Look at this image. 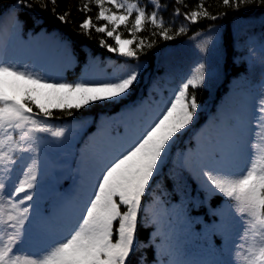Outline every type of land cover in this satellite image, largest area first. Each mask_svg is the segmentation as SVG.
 <instances>
[{
  "label": "snow or ice",
  "instance_id": "6c2138e0",
  "mask_svg": "<svg viewBox=\"0 0 264 264\" xmlns=\"http://www.w3.org/2000/svg\"><path fill=\"white\" fill-rule=\"evenodd\" d=\"M36 2L46 9L48 3L55 5L56 0ZM251 2L223 0L225 6L236 3L237 8ZM94 3L98 8L96 20L105 23L96 25L91 17H86L79 27L85 34L94 28L97 33L112 38L115 45L104 39L100 41V46L108 52L138 58L137 49H143L144 39L140 38L135 48L132 45L137 40L135 34L144 29L146 20L161 30L159 35L164 40L174 38L169 34L175 28L174 19L165 23L160 18L161 12L156 10L162 8L160 0H148L154 9L150 13L147 12L148 4L128 3L127 0H94ZM105 3L110 7H105ZM261 3L264 4V0ZM10 7L31 8L33 4L28 0H15ZM200 7L204 8L203 12L191 11L184 14L185 18L192 21L201 15L212 20L218 18L210 14L206 6ZM81 10L91 11L88 4ZM53 12L55 14V8ZM134 12L129 27V18ZM179 15L177 8L174 16ZM57 18L66 22V14ZM15 23L19 25L18 18ZM3 25L4 20L0 18V32ZM122 25L131 38L122 37L118 31ZM183 32L185 28L181 26L177 34ZM14 38L15 33L7 41L0 39V133L6 137L0 140V167L4 169V174L0 175V201L10 205V214L0 227V233L8 234V239L0 246V264H130V256L137 251L138 217L144 212V198L161 176L162 165L176 139L194 126L200 115L204 105L196 90L210 87L215 77L210 70L206 72L204 62L198 61L190 68L156 115L131 140L99 159L78 206L67 213L71 198L63 197L54 218L41 211L33 194L42 187L41 180L47 171L40 161L44 137L33 133H48L57 139L65 137L64 129L53 130L48 124L54 117L51 108L67 111L71 117V109L79 111L96 103H123L138 83L141 65L137 63L125 75L102 81L69 82L50 75L41 65H30L10 55ZM59 43L65 49L69 46L64 37L59 38ZM208 43V40L203 41L202 52L208 50ZM34 107L38 111H34ZM13 133L18 139H14ZM262 133L264 94L252 113L244 110L236 123L225 129L224 137L215 148L200 156L195 164L190 159L186 161V166L199 178L200 189L206 195H222L231 201L229 207L242 223V242L236 245V264H264V157L257 158L254 151L255 138ZM6 143L7 151L4 150ZM246 150L247 165L237 170ZM18 164L23 166L14 176V166ZM3 207L0 203V211ZM181 214L182 210L176 213L177 217ZM171 216L166 210L168 230L162 232L160 258L154 264H207L183 258L186 253L171 227ZM154 222L162 224L164 219ZM227 231L226 227V234ZM34 235L41 241L36 251L23 249L21 246L25 244L32 247ZM141 260L147 264L142 256Z\"/></svg>",
  "mask_w": 264,
  "mask_h": 264
},
{
  "label": "trees",
  "instance_id": "16d2710c",
  "mask_svg": "<svg viewBox=\"0 0 264 264\" xmlns=\"http://www.w3.org/2000/svg\"><path fill=\"white\" fill-rule=\"evenodd\" d=\"M28 2L33 7L16 9L10 7L15 0H0V18L4 20L0 38L7 41L15 33L11 43L20 44L28 64L41 65L50 75L69 82L102 81L125 75L137 63L141 65L138 83L123 103H96L79 111L71 109V117L67 111L51 108L54 117L48 120V124L53 130L64 129L65 137L57 139L49 134V139H46V133H43L40 150L48 140L60 145L63 140L69 139L75 142L73 158H76L98 130L116 137V144L108 140L103 148V151H114L131 140L156 115L190 68L198 61L205 63L206 72L210 70L215 79L210 87L196 90L199 101L204 105L200 115L195 125L176 139L165 165H162L161 176L144 198V212L138 217L137 251L129 259L130 264H143L142 256L147 264H154L160 258L162 232L168 230L167 210L172 213L171 227L179 241L186 239L200 253L214 254L222 260L224 251L215 233L216 217L213 211L223 199L219 195H206L200 189L184 168L182 157L194 149L199 129L208 118L215 116L220 101L232 83L243 82L244 91L260 89L257 85L264 79V4L261 0H252L239 8L236 3L225 6L223 0H160L162 8L156 10L161 12L160 18L165 23L174 19L175 28L169 33L174 38L164 40L159 35L161 30L146 20L144 29L135 34L137 40L132 45L135 48L140 38L144 39L143 49H137L138 58L122 57L102 48V39L111 45H115V41L97 33L94 28L87 34L81 31L79 26L86 17H91L96 25L105 23L96 20L98 8L94 0H56L55 5L48 3L46 9L36 0ZM127 2L148 4V0ZM84 4H88L91 11H82ZM201 5L218 18L212 20L203 15L196 21L185 18V13L203 12ZM105 7L110 6L105 3ZM177 8L180 15L174 16ZM111 10L116 11L114 8ZM153 10L152 5L148 4L147 12ZM65 14L66 22L57 18ZM135 14L129 18V27ZM17 18L18 26L15 23ZM181 26L185 32L177 34ZM118 31L123 38H131L123 25ZM60 37L69 42L67 49L60 45ZM205 40L209 41L208 50L202 52L200 46ZM34 111L38 109L34 107ZM2 136L6 139L4 134ZM13 136L18 139L15 133ZM22 166H14V176ZM3 174L4 169L0 167V175ZM74 174L75 171L71 170L55 183V176L45 172L42 187L33 193L41 211L55 218L57 204L64 195L71 198V209L78 206L92 177L79 173L73 178ZM5 183L7 185L8 181ZM181 210L182 214L177 217L176 213ZM161 218L164 223L154 222Z\"/></svg>",
  "mask_w": 264,
  "mask_h": 264
},
{
  "label": "rangeland",
  "instance_id": "374dc122",
  "mask_svg": "<svg viewBox=\"0 0 264 264\" xmlns=\"http://www.w3.org/2000/svg\"><path fill=\"white\" fill-rule=\"evenodd\" d=\"M17 45L11 44L9 49V54L14 55L20 61H23L24 58L19 55V52L16 51ZM260 89L258 90H248L244 91L245 84L243 82L233 83L225 95L222 103L217 109L216 122L210 123L207 122L202 130L199 131V136L196 142V147L194 150L189 151L185 154L182 162L192 176V178L199 185L200 181L196 173L186 166L187 160H192L193 164L200 158V156L211 151L215 148L221 141V138L225 135V129L229 125H234L236 123L237 117L244 111L247 110L249 113H252L255 106L257 105L260 97L264 94V79L259 81L257 85ZM148 115H150L148 113ZM42 133H33V135H41ZM0 140H5L1 137ZM249 139H252L249 136ZM106 137L103 135L96 134L92 141V144L87 148L85 152L80 154L76 160V165H72V152H73V143L69 140H64L59 146L56 145L53 141L47 142L46 146L40 152V161L41 165L47 168V171H51L57 178L63 177L67 174L73 167L76 169L77 173H83L85 175H91L95 168L96 163L99 161V158L94 157L91 159V154L94 151H97L101 146L104 145ZM255 154L257 158L264 157V133L261 136L255 138ZM7 144V143H6ZM5 144V147L7 145ZM247 155L248 151L246 150L245 156L239 162L237 170L242 169L247 165ZM223 202L215 210L217 216L216 222V232L222 239L224 250L226 253V260L222 264H236L237 261V247L236 245L241 243L240 236L243 233L242 223L239 221V218L234 211L230 208L229 205L231 201H228L227 198L223 197ZM4 204L3 210L0 211V219L6 220L7 216L10 214V206L5 201H0ZM1 226V225H0ZM227 227V234L225 233V228ZM4 233H0V246H3V242L8 238H4ZM7 234V233H6ZM37 240H40L38 236H33ZM249 243H251V234H249ZM29 245H22L21 247L28 251L35 252L37 247ZM190 250V249H189ZM185 250L186 255L183 257L185 259L193 261H202L207 262V264H219L211 256L198 255L191 250ZM21 259H24V256L21 255Z\"/></svg>",
  "mask_w": 264,
  "mask_h": 264
}]
</instances>
